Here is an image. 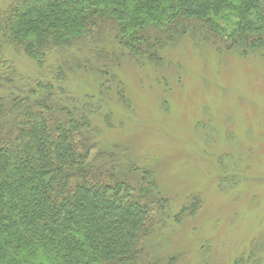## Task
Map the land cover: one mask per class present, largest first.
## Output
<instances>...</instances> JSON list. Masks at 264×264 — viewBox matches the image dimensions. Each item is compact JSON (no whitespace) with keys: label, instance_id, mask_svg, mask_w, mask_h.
<instances>
[{"label":"trees","instance_id":"obj_1","mask_svg":"<svg viewBox=\"0 0 264 264\" xmlns=\"http://www.w3.org/2000/svg\"><path fill=\"white\" fill-rule=\"evenodd\" d=\"M188 33L227 51L259 48L264 0H9L0 6V87L23 80L7 48L39 66L52 49L94 44L93 62L75 65L104 79L124 53L158 65L162 48ZM104 36L119 51L100 47ZM31 83L0 94V264H152L140 261L166 207L157 180L92 166L89 117L62 107L50 84ZM118 95L128 107L125 90ZM113 149L94 159L114 162L122 147Z\"/></svg>","mask_w":264,"mask_h":264},{"label":"rangeland","instance_id":"obj_2","mask_svg":"<svg viewBox=\"0 0 264 264\" xmlns=\"http://www.w3.org/2000/svg\"><path fill=\"white\" fill-rule=\"evenodd\" d=\"M94 47L52 49L39 66L7 48L23 80L0 94L50 84L62 107L89 117L92 166L157 180L166 207L154 213L140 263L264 264V45L227 51L188 33L162 48L158 65L123 52L104 79L75 65L92 63ZM100 47L119 51L107 36ZM114 145V162L94 159Z\"/></svg>","mask_w":264,"mask_h":264}]
</instances>
